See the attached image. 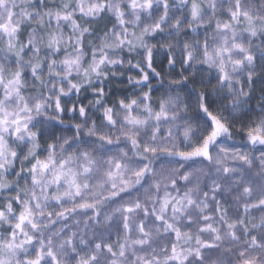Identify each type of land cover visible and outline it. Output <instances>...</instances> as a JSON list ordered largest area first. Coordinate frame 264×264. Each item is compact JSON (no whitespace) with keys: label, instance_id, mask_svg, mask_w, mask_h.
I'll use <instances>...</instances> for the list:
<instances>
[{"label":"snow or ice","instance_id":"obj_1","mask_svg":"<svg viewBox=\"0 0 264 264\" xmlns=\"http://www.w3.org/2000/svg\"><path fill=\"white\" fill-rule=\"evenodd\" d=\"M0 264H264V0H0Z\"/></svg>","mask_w":264,"mask_h":264}]
</instances>
